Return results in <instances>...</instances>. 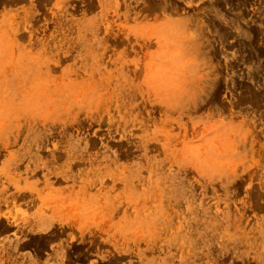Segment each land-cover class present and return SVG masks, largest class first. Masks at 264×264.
Instances as JSON below:
<instances>
[{"label": "rangeland", "instance_id": "obj_1", "mask_svg": "<svg viewBox=\"0 0 264 264\" xmlns=\"http://www.w3.org/2000/svg\"><path fill=\"white\" fill-rule=\"evenodd\" d=\"M0 264H264V0H0Z\"/></svg>", "mask_w": 264, "mask_h": 264}]
</instances>
